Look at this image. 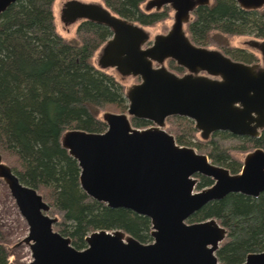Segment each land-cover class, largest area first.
I'll return each instance as SVG.
<instances>
[{
	"label": "water",
	"instance_id": "obj_1",
	"mask_svg": "<svg viewBox=\"0 0 264 264\" xmlns=\"http://www.w3.org/2000/svg\"><path fill=\"white\" fill-rule=\"evenodd\" d=\"M19 0H0V15ZM212 0H147L145 11L168 7L172 23L153 36L141 25L118 17L97 1L68 0L60 10L64 27L81 22L109 29L111 38L97 51L95 66L112 71L120 81L139 79L125 89L127 110L104 112L103 133L69 130L61 147L80 169L81 190L111 209H125L149 219L150 243L120 230H98L77 250L54 230L57 218L38 192L21 183L0 154V181L27 225L23 243L28 264H220L215 252L227 231L215 219L188 223L203 206L229 194L257 198L264 193V151L254 149L239 173L210 162L205 154L176 143L165 130L170 117L191 120L198 137L208 141L223 132L258 138L264 130V39L244 45L259 61H234L219 50L194 44L186 33L193 12ZM239 8L256 11L264 0H235ZM151 43L146 48L145 45ZM172 60L182 76L165 67ZM131 119L151 125L136 128ZM198 176L212 184L196 191ZM241 264H264V252L250 253Z\"/></svg>",
	"mask_w": 264,
	"mask_h": 264
},
{
	"label": "trees",
	"instance_id": "obj_2",
	"mask_svg": "<svg viewBox=\"0 0 264 264\" xmlns=\"http://www.w3.org/2000/svg\"><path fill=\"white\" fill-rule=\"evenodd\" d=\"M114 15L143 27L169 18L168 7L144 11L146 0H99ZM54 0H19L0 15V154L19 181L35 189L49 207L59 213L54 229L71 240L77 250L86 247L85 238L98 230H120L141 243H150L148 218L125 209H111L90 200L79 184L80 169L60 138L69 130L103 133L104 112H125V86L114 74L99 70L92 58L110 37L108 28L81 22L75 36L66 39L54 26ZM191 41L203 47L213 45L234 61L254 64L258 57L245 49L229 47L226 39L252 36L264 39V7L246 11L235 0H212L197 8L186 27ZM168 67L182 72L173 62ZM136 128L150 125L131 119ZM166 130L179 145L205 154L211 163L231 174L242 163L221 138H237L247 154L264 151V130L258 138L214 133L202 141L191 120L170 117ZM196 189L212 184L198 176ZM215 219L227 231L215 255L220 264H241L250 253L264 252V193L257 198L229 194L195 212L188 223ZM8 249L0 233V264H9Z\"/></svg>",
	"mask_w": 264,
	"mask_h": 264
},
{
	"label": "rangeland",
	"instance_id": "obj_3",
	"mask_svg": "<svg viewBox=\"0 0 264 264\" xmlns=\"http://www.w3.org/2000/svg\"><path fill=\"white\" fill-rule=\"evenodd\" d=\"M66 1H68V0H54L53 6H52V13H53V19H54V26H55L57 33L59 35H61L62 37L69 40V39L74 38L77 25H75L71 28L70 27H64L59 20L60 10ZM82 1L100 2L99 0H82ZM100 3H102V2H100ZM145 3H144V5H145ZM144 5H143V8H144ZM171 23H172V12L169 14L168 19H166L162 22L156 23L153 26L144 27L151 35V37H150L151 42L153 40V36L158 35V34L167 33V31L169 30V28L171 26ZM225 39H226V42H227L229 47L238 48V49H245L248 52L253 53L247 49V47L244 45V42L249 40V39H256V38H254L252 36H233V37H227ZM150 44L151 43L146 44L144 48H146ZM206 48L216 49V50H219L222 52L221 49H219L213 45H210ZM96 54H97V52L94 54V56L92 58L94 65H95ZM253 54L255 56H257L259 59L258 54H256V53H253ZM166 67H168V66H166ZM168 69L171 72H173L179 76H182L185 73V70H183L182 72H176V71H173L172 69H170L169 67H168ZM107 72L114 74V76L119 80V78L116 76L115 73H113L112 71H107ZM120 82L125 86V89H126L128 86H130L132 84H137L139 82V79L128 78V79H125V80L120 81ZM109 112L121 113V112H116V111H111V110ZM101 115H100V118H101ZM166 128H167V125L165 124V130H166ZM219 143L222 146H225V147H228L229 149H231L233 157L236 158L240 163L243 162V159H244L246 154L233 150V148L238 147L240 145V142L238 141L237 138H231V137L225 138L224 137V138L219 139ZM196 191H197V189H196ZM48 215L52 218H57L59 221V213L54 212V211H49ZM0 233H1L3 240L5 242V245L8 249L9 264H28L31 261V255H30L29 248L23 243V239L27 236V225H26L25 221L23 220V218L20 216V214L17 210V207L15 206L13 199L9 195V192H8L6 186L1 181H0Z\"/></svg>",
	"mask_w": 264,
	"mask_h": 264
},
{
	"label": "flooded vegetation",
	"instance_id": "obj_4",
	"mask_svg": "<svg viewBox=\"0 0 264 264\" xmlns=\"http://www.w3.org/2000/svg\"><path fill=\"white\" fill-rule=\"evenodd\" d=\"M146 1H147V0H146ZM143 10H144V8H143ZM144 11H145V10H144ZM152 11H155V10H152ZM170 11H171V10H170ZM111 13H112V12H111ZM112 14H113V13H112ZM186 27H187V26H186ZM108 30H109V29H108ZM110 33H111V32H110ZM187 35H188V34H187ZM110 38H111V37H110ZM110 38H109V39H110ZM189 38H190V37H189ZM190 40H191V39H190ZM103 44H104V43H103ZM103 44H102V45H103ZM97 51H98V50H97ZM170 61L173 62L172 60H167V61H165V64H164L165 67L168 66V62H170ZM166 64H167V65H166ZM173 64H174L176 67H178L174 62H173ZM166 68L168 69V67H166ZM178 68H180V67H178ZM181 69H182V68H181ZM182 70H184V69H182ZM105 72H107V71H105ZM150 125H151V124H150ZM150 125H149V126H150ZM261 132H262V131H261ZM171 135H172V134H171ZM212 135H213V134H212ZM252 151H253V150H252ZM250 152H251V151H250ZM248 153H249V152H248ZM198 180H199V179H198ZM215 253H216V252H215Z\"/></svg>",
	"mask_w": 264,
	"mask_h": 264
}]
</instances>
